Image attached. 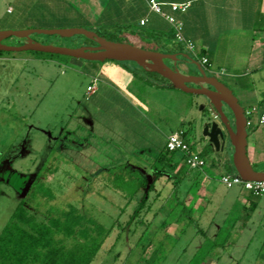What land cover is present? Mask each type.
<instances>
[{
    "label": "rangeland",
    "instance_id": "rangeland-1",
    "mask_svg": "<svg viewBox=\"0 0 264 264\" xmlns=\"http://www.w3.org/2000/svg\"><path fill=\"white\" fill-rule=\"evenodd\" d=\"M79 2L84 4L82 0ZM80 4L78 0H0V31L64 29L66 26L54 24V21L60 15L71 19ZM36 37L44 40L41 35ZM68 41H63L65 46H70ZM149 43L151 45L144 43L143 47H154L156 42ZM163 43L172 45L167 39ZM4 44L18 46L19 40L9 38ZM31 54L40 60L19 59L33 56ZM0 57L5 59H0V234L33 183L44 182L56 196L52 205L66 208L72 204L107 228L116 225L95 264H127L129 252L136 248L143 234L153 233L166 219L164 213L156 216L154 211L165 202L169 188H165L164 178L159 180L156 184L158 191L150 195L149 204H155L152 212H142L139 220L144 222L143 225L134 223L127 228L126 223L142 194L123 212L127 200L113 187L112 173L120 170L118 167H132L133 164L150 167L155 164L153 157L158 154L151 157L145 152H137L119 156L112 149L110 135L119 130L112 129L111 122L104 121L106 116L111 117L110 112L89 100L87 87L91 76L84 67L90 62L32 52H0ZM47 59L49 61H45ZM50 59L55 62H50ZM123 64L136 66L132 62ZM150 90L152 99L160 102L158 107L152 106L155 110L149 118L153 123L168 132H189L186 139L197 152L207 149L210 152L208 162L216 158V152L207 148L208 142L203 137L205 122L213 120L207 99L176 90H156V94L154 89ZM139 108L146 110L142 105ZM111 120L114 121L113 128H117L113 116ZM184 121L186 124L178 129ZM193 124L196 134L190 127ZM199 138L204 139L205 145L198 141ZM254 166L259 171L264 170V162ZM204 171L212 176L214 191L206 198L208 205L200 211L199 228L192 227L179 237L177 225L168 227L164 236L168 234L172 239L166 243L167 259L163 264H187L205 241L199 229L207 231L208 237L214 239L219 234L215 231L219 226L226 232L231 230L230 239L224 248L214 252L207 264H264V228L260 226L264 218L259 216L261 211L252 217L247 228L241 229L238 223L233 230L242 210L236 206L230 216H227V211L234 207L239 188H226L221 183L222 171L215 172L209 165ZM159 191H164L163 195L155 202ZM200 215L194 213V218L197 220ZM212 220L215 223L211 227ZM155 248V244L149 246L146 259L152 256Z\"/></svg>",
    "mask_w": 264,
    "mask_h": 264
},
{
    "label": "crops",
    "instance_id": "crops-1",
    "mask_svg": "<svg viewBox=\"0 0 264 264\" xmlns=\"http://www.w3.org/2000/svg\"><path fill=\"white\" fill-rule=\"evenodd\" d=\"M79 1L78 4L81 3ZM149 1L82 0L84 4H80V8H75V13L71 19H64L65 17L60 15L61 17L56 19L54 24L63 25L66 28L88 27L96 29L105 26L113 27V25L129 27L131 28V32L126 35L129 43L144 48V43L150 45L151 43L141 39L138 35L132 34V30L143 26L147 28V31L156 33L174 30L172 25L164 18L151 11ZM155 1L164 4V11L182 24L184 37L195 45V53L189 52L190 55L195 57L199 62L202 58L201 56L209 59L211 74H208V72L207 74L217 77L232 89L245 111L258 107V114H260L264 109V0ZM187 2L191 3V5L185 12H174L170 7V4ZM106 9L109 11H106ZM143 20L147 21L145 25L141 24ZM58 46H65V43ZM189 53L187 51L185 54ZM171 54H178L181 58L179 65L182 71L193 75L198 74L197 67L187 64L185 58L180 55V52H173ZM31 55L33 56L29 55L24 58L20 57L19 59L21 61L38 59L34 54ZM0 59L5 60L2 57ZM45 61H49V59ZM50 62L55 61L50 59ZM97 63L99 62H90L89 65H85L84 67L91 76L87 93L90 96V101L99 103L100 106H104L110 112L109 115L111 117L107 118L106 116L104 121L107 123L111 122L112 129L119 130L110 135L109 139H112L110 142L113 147L112 149L119 156H123L124 153L133 155L137 152H145L151 157L154 154H158L157 157H153L154 161L157 160L167 146L168 137L176 132V130L165 131L158 125H155L149 118L152 117L155 110L152 106L156 108L160 105L159 100L152 99L153 95L149 90L154 89L153 93L155 94L156 90H162L163 92L164 90H180L172 88L160 77L147 75V71H142V68L138 65L131 66L130 64L107 61L101 63V65L99 63V66ZM139 71H142V73ZM93 84H95L96 88L93 92H90L88 89ZM147 88L148 90H146ZM140 105L145 107L146 110L139 108ZM203 108L205 110L207 105L203 106ZM112 116L117 122V128H113L114 121L111 120ZM253 120L254 123H257V116ZM185 124L186 122L184 121L177 128H183ZM190 127L196 134V126L193 124ZM248 129L250 134L248 155L253 166L254 164L259 165V163L264 162V126L259 127L255 124ZM204 139L199 138L198 141L205 145V141L208 142V140L205 139L204 141ZM216 154V157L223 160L225 151L221 153L216 152ZM223 163L224 160L220 165L222 166ZM183 164L180 165V168ZM221 166H210V168L215 172H221ZM132 167L150 174V167L146 165L133 164ZM201 172L202 175L198 177L197 183L193 182V178H187L182 184L180 191V197L184 199L185 204L193 205L195 213L199 215L200 211L205 209L204 205L207 204L206 198L212 195L214 191L212 176L204 170ZM163 178L159 180L163 179L165 181V188H169L168 193L172 190V184L168 182L167 177ZM193 184L199 186L195 192L189 189ZM184 185L186 187H183ZM238 188V194L233 201L234 207L227 211V216H230L236 206H239L240 210H242L237 222L233 225V230H235L238 223L241 229L247 228L248 223L251 222L252 217L258 210L261 211L259 212V216L264 218V195L257 197L258 199H253L255 196L251 193L240 187ZM156 191H158L157 188ZM188 199H191L189 203H187ZM199 221H201V215ZM211 223L212 227L215 221L212 220ZM260 226L264 228V219L261 221ZM221 229V226H219L215 231L218 233Z\"/></svg>",
    "mask_w": 264,
    "mask_h": 264
},
{
    "label": "trees",
    "instance_id": "trees-1",
    "mask_svg": "<svg viewBox=\"0 0 264 264\" xmlns=\"http://www.w3.org/2000/svg\"><path fill=\"white\" fill-rule=\"evenodd\" d=\"M112 28L115 30L109 31ZM112 28L93 29L87 27L85 29L95 31L110 41L129 43L126 35L131 32V28L122 26ZM132 34L138 35L141 39L148 41V43L149 41L156 42L155 47H146L144 49L164 53L180 52L182 56L187 52L184 45L176 41L173 29L170 32L156 33L147 31V28L143 26L132 30ZM36 36L34 35L33 37L40 41ZM41 36L44 38L41 41L44 44L63 45V41L69 40L71 43L69 47L95 45L83 36H76L71 39ZM164 39L171 41L172 45L169 46L163 43ZM38 55L52 56V54L45 53H38ZM54 56L62 57L55 54ZM191 57L195 59V57ZM141 70L144 71L143 69ZM146 74L160 77L174 88L168 80L160 75L150 72H146ZM186 133L185 138L187 137ZM189 144L192 152L196 153L197 151L193 145ZM207 148L215 152L214 147L209 143ZM199 153L209 166H221L222 159L220 160L219 157L208 162L207 157L210 152L207 149ZM223 157L224 163L221 166L223 175L238 176L233 165V148L230 144L225 150ZM154 163V165L150 166V174L145 173L141 169L128 166L118 167L120 170H115V173H112L111 183L113 187L120 191L127 200L123 212H126L127 208L136 202L137 198L142 194L141 201L137 204L129 221L126 223L127 228L134 223H136V226L143 225L144 222L139 220L142 212L145 210L147 214L152 212L155 204H149L150 195L155 193L156 183L159 179L167 177L168 182L172 184V190L165 196L166 203H162L154 211L156 216L164 213L166 219L153 233L145 232L143 234L136 243V248L129 252L126 260L127 264H163L167 259L166 243L172 239L168 234L164 236L167 228L173 224L177 225L179 237L185 235L192 227L199 228V219L196 220L194 218L195 210L193 205L185 204L184 199L180 197V191L182 184L187 178H193V182L197 183L198 177L202 175V170L190 169L186 165L185 156L181 152H170L167 147ZM181 164L183 165L180 168ZM195 188L198 189L199 186L193 184L189 189L192 191ZM161 195H163V192L159 191L155 202L160 200ZM55 200L56 196L47 184L39 181L33 183L26 198L17 205L10 220L0 234V264H95L97 262L116 225L113 224L107 228L91 215L83 213L78 206L69 204L66 208H59L52 205L51 202ZM199 232L203 235L205 241L192 255L187 264H207L208 259L213 256L214 252L218 248H224L228 243L230 239L228 235L231 230H227V232L224 229L220 230L218 236L214 239L209 238L206 231L199 229ZM224 232L226 233L224 234ZM223 234L225 237L222 236ZM152 244H155L156 248L152 256L146 259L145 253ZM133 259L134 261L132 262Z\"/></svg>",
    "mask_w": 264,
    "mask_h": 264
},
{
    "label": "water",
    "instance_id": "water-1",
    "mask_svg": "<svg viewBox=\"0 0 264 264\" xmlns=\"http://www.w3.org/2000/svg\"><path fill=\"white\" fill-rule=\"evenodd\" d=\"M34 35L55 36L71 39L83 36L95 45L80 47L44 44ZM9 38L19 40L18 46L4 44ZM0 52H38L70 57L87 62H132L143 70L155 73L186 94L200 95L207 99L213 120L203 126V137L216 152H224L229 144L233 148V165L244 181L264 182V171L254 168L249 155V129L246 111L238 97L217 77L207 74L201 63L184 54L187 64L195 65L198 74H188L180 68L178 54L148 50L127 42H114L85 28L26 29L0 31Z\"/></svg>",
    "mask_w": 264,
    "mask_h": 264
},
{
    "label": "built area",
    "instance_id": "built-area-1",
    "mask_svg": "<svg viewBox=\"0 0 264 264\" xmlns=\"http://www.w3.org/2000/svg\"><path fill=\"white\" fill-rule=\"evenodd\" d=\"M162 3H159L155 0L149 1V7L152 12L160 15L164 18L172 27L174 28L175 39L177 42L184 45L187 51L190 53H195V45L190 40H187L182 32V24L178 22L173 16L168 15L163 9ZM191 3H181V4H170L171 9L174 12H185L190 7ZM146 20L141 22L142 25L146 24ZM202 67L205 71H210V61L207 57H202L200 60ZM95 84L89 87V91L93 92L95 90ZM259 113V108L254 107L248 111H246V117L248 120V128L253 127L257 124L259 127L264 126V109ZM257 116V123H254V117ZM167 149L170 152H181L185 156L186 165L193 170H204V168L208 165L207 161L200 156L199 152H192L190 144L187 142L185 138V131L179 130L172 133L168 137L167 141ZM221 183L228 189L234 187H240L243 190L251 193L255 197H260L264 195V182H256V181H244L239 176L233 175H222Z\"/></svg>",
    "mask_w": 264,
    "mask_h": 264
}]
</instances>
